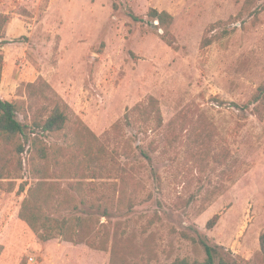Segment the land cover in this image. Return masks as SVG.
Segmentation results:
<instances>
[{
	"label": "rangeland",
	"instance_id": "rangeland-1",
	"mask_svg": "<svg viewBox=\"0 0 264 264\" xmlns=\"http://www.w3.org/2000/svg\"><path fill=\"white\" fill-rule=\"evenodd\" d=\"M244 2L0 0V17H10L3 31L7 44L0 46L2 99L28 104L27 84L43 78L71 108L70 135L65 131L46 142L73 146L71 129L78 119L100 138L95 151L101 145L105 152L98 178L84 180L82 198L75 201L86 205L65 215L110 208V218L101 217V223L109 221L111 229L119 226L125 237H133L141 249L137 264H205L204 242L217 247L216 264L259 263L264 118L253 114L254 106L244 108L264 85V0L256 16L230 21ZM152 9L174 17L177 49L162 40L159 22L149 16ZM213 25L209 36L215 41L202 50ZM150 97L159 101L164 122L159 129L131 112ZM41 106L50 105L37 102L33 111ZM32 153L29 144L22 172L0 181V264H110V252L61 238L42 241L20 219L28 190L37 183L34 167L46 165L32 160ZM123 167H135L141 185L135 208L124 214L112 204ZM53 181L61 188L71 182ZM23 185L26 192L19 195ZM93 212L101 216L103 209ZM217 214L218 225L208 230Z\"/></svg>",
	"mask_w": 264,
	"mask_h": 264
},
{
	"label": "trees",
	"instance_id": "trees-1",
	"mask_svg": "<svg viewBox=\"0 0 264 264\" xmlns=\"http://www.w3.org/2000/svg\"><path fill=\"white\" fill-rule=\"evenodd\" d=\"M260 1L245 0L240 13L230 21L240 20L247 13L250 16H256L258 12L256 7ZM149 16L159 22V28L164 32L162 40L169 47L177 49V40L171 32L174 17L167 11H158L157 9H152ZM131 17L135 22H143L135 15H131ZM9 21L8 15L0 17V46L7 44L3 31ZM214 29L215 25L205 32L201 43L202 50L209 48L214 43L215 37L209 36V33ZM4 64V55L0 53V181L15 179V176L22 172L23 155L29 144L33 149L32 160L46 163L45 166L35 165L34 167L33 174L37 183L28 190V195L19 214L20 219L38 233L42 241L47 242L61 238L74 245H87L97 251L110 252V264H137L141 249L135 244L133 237H125V231L121 230L119 226L115 225L114 229H111L109 221L106 224L101 223V217L110 218V208L91 206L90 211L84 215L71 212V216L65 215L69 211H78L79 205H86V201L83 199L78 205L75 201L76 198H82L84 180L90 179L91 182H94L98 178L97 170L101 168L100 161L105 152V148L101 145L97 152L95 151V145L100 144V138L81 119H78L76 124L74 123L75 127L71 129L73 146L69 147L68 144L67 147L62 148L55 144H48L47 137H55L65 131V137L70 135L67 131L71 113L69 104L62 100L43 78L27 84L28 104L27 102H10L2 99L1 81ZM18 92V95L21 96V91ZM41 101L48 102L50 106H41L35 113L33 108L37 102ZM233 106L239 108L238 105ZM250 106H254L253 114L258 115L260 119L264 118L261 111L264 108V85L260 87L258 93L244 109L247 110ZM131 112L141 113L144 122L154 121L157 129L164 125L159 101L154 97H150L144 104L137 105ZM20 115L26 122L20 121ZM129 117L130 114L125 117L128 126L132 124ZM119 127L118 123L114 129ZM70 150H73L74 153ZM52 163L55 165L53 170ZM134 171L135 167L121 168L113 185L115 198H113L112 204L114 205L115 202L116 210L119 213L131 212L135 208L136 193L141 185ZM51 180H71V182L67 183V188H61L60 183L51 182ZM25 192L26 186L23 185L18 194L22 195ZM103 200L104 198L100 199V201ZM94 209L98 211L103 209L101 216L94 213ZM61 214L64 215L56 216ZM220 219L221 215H215L208 221L206 228L214 229ZM186 238L189 239L188 236ZM259 242L260 250L256 254L259 263L243 260V263L239 264H264V231L260 235ZM203 245L207 254L205 264H216L214 255L217 254V247H211L205 242ZM145 247L148 253L152 254L149 245ZM220 264L226 263L221 261Z\"/></svg>",
	"mask_w": 264,
	"mask_h": 264
},
{
	"label": "built area",
	"instance_id": "built-area-1",
	"mask_svg": "<svg viewBox=\"0 0 264 264\" xmlns=\"http://www.w3.org/2000/svg\"><path fill=\"white\" fill-rule=\"evenodd\" d=\"M33 261H34V259L32 258V259H31V262H33Z\"/></svg>",
	"mask_w": 264,
	"mask_h": 264
},
{
	"label": "crops",
	"instance_id": "crops-1",
	"mask_svg": "<svg viewBox=\"0 0 264 264\" xmlns=\"http://www.w3.org/2000/svg\"><path fill=\"white\" fill-rule=\"evenodd\" d=\"M3 80V79H2Z\"/></svg>",
	"mask_w": 264,
	"mask_h": 264
}]
</instances>
